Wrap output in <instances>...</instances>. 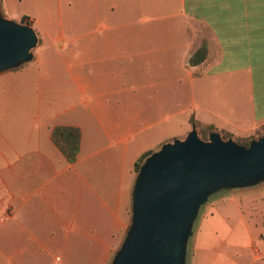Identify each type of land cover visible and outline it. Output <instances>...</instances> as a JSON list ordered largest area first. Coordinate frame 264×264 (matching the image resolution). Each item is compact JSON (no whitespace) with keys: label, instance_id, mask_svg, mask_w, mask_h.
Wrapping results in <instances>:
<instances>
[{"label":"crops","instance_id":"crops-1","mask_svg":"<svg viewBox=\"0 0 264 264\" xmlns=\"http://www.w3.org/2000/svg\"><path fill=\"white\" fill-rule=\"evenodd\" d=\"M74 2L71 26L62 0H0L4 16L25 15L38 40L30 60L0 72V264L10 249L34 252L18 239H62L46 253L74 239L86 243L75 252L94 253L119 237L134 160L182 137L190 115L231 138L264 132V0ZM57 124L79 129L72 161L50 138ZM245 188L209 201L202 222L216 205L231 212L217 230L208 221L201 264H240L227 242L243 222L235 199ZM201 232L190 234L189 264ZM256 239L243 264H264Z\"/></svg>","mask_w":264,"mask_h":264},{"label":"water","instance_id":"water-1","mask_svg":"<svg viewBox=\"0 0 264 264\" xmlns=\"http://www.w3.org/2000/svg\"><path fill=\"white\" fill-rule=\"evenodd\" d=\"M36 33L0 8V71L29 60ZM264 179V132L241 144L193 125L147 153L130 190V215L109 264H186L187 240L200 205L212 194Z\"/></svg>","mask_w":264,"mask_h":264},{"label":"rangeland","instance_id":"rangeland-1","mask_svg":"<svg viewBox=\"0 0 264 264\" xmlns=\"http://www.w3.org/2000/svg\"><path fill=\"white\" fill-rule=\"evenodd\" d=\"M74 1L75 0H62V6L64 7V17H65L64 21L67 24H71V26H73L75 23V2ZM22 6L27 7V4H24V5L22 4ZM24 19L27 20L26 18ZM15 20L20 23H28V21H24L23 19L21 20L20 17L16 18ZM37 42L38 40L36 36L35 45L29 49V51L31 52L30 59L32 58L33 49L36 46ZM27 61L28 60L23 61L17 64L16 66L9 67L8 69L2 70L0 72L16 69ZM195 129H196V134L199 137L203 139H208V132L211 129L209 130V129L204 128L203 129L204 136L201 135L202 131L198 130V128L196 127ZM220 136L222 138L227 137L223 133H220ZM171 139L172 138H170L169 140ZM233 139L237 141L238 143H241L244 145L248 143V141L246 143H242V142H239L236 138H233ZM159 145L160 144H158L154 149H157ZM154 149H150V151ZM144 156L141 159H139L138 166L143 160ZM136 171L137 169H135V167L132 164L131 185H132ZM244 187H247L245 189H252V190L245 197H240V199L237 197L235 199V200L240 201L239 206L241 207L243 222L237 223L236 226L233 227V236L230 237L227 242L228 246L233 244V247L237 249L236 252H238V255L236 256V259H237L236 261L240 262V264L248 263L249 261H251L250 254H249V248H254L253 246L255 247L257 246V243H258L257 242L258 240L256 239L257 234H259V238H261V240L264 242V207H263L262 197H260V194L264 193V179L257 182L256 184H253L251 186H244ZM239 188H242V187H239ZM230 189H233V188H230ZM230 189L220 190L210 195L207 198V200L204 201L200 205L197 211L196 218L193 222L192 230L196 232L200 227V232L202 231L201 232L202 235L199 237L198 246L200 247V249L198 250L196 264H201L202 255L205 252L204 250L208 246L207 239L205 240L203 239V232L207 233V231L209 230L208 227L212 226L210 223H208V221L211 220L217 230L219 229L218 228L219 225H221L220 220L228 216L229 213L231 212V207H229L227 203L216 205L212 209L213 216L211 217L207 216L206 221L202 222L203 217L206 214L208 203L211 199L216 198L218 195H222L223 193L226 195V192L229 191ZM128 215H130V202H129V208H128ZM128 223H129V216L126 222V226ZM124 230L120 233L119 237H116L115 239H108L107 241L109 242L104 241L106 242V246L100 247L99 251L94 252V253L75 252L76 250H82V249L84 250L85 249L84 246L86 245V243L81 241L82 242L81 243L82 247H81L79 245V241L75 242L74 239H66V247H63L60 249H64V250L66 249L67 251H64L61 253H46V252H43V249H45V247H52L53 245H57V243L62 239H50V238L18 239L19 244H22V243L26 244L27 242L30 243L29 249H33L34 252L27 253L26 251H17V249L13 248V249H10V252H11L9 253L10 255L8 253L3 254V260H4V263L6 264H109L114 251L118 247L123 237ZM219 239L220 238L216 240L214 239L212 240L213 246L219 245L218 243ZM193 243H194V233L189 237V240H188L187 264L190 263ZM223 246L224 248H226L225 244L220 245V247H223Z\"/></svg>","mask_w":264,"mask_h":264},{"label":"trees","instance_id":"trees-1","mask_svg":"<svg viewBox=\"0 0 264 264\" xmlns=\"http://www.w3.org/2000/svg\"><path fill=\"white\" fill-rule=\"evenodd\" d=\"M21 20H25V15H22ZM188 123L189 125H193L194 127L198 128V130L202 131L201 135L204 136L203 129H213V126L210 124H202L198 122L196 119L193 118L192 115L188 117ZM260 132V131H258ZM257 132V134H258ZM224 135L228 136L230 133L223 131L221 132ZM254 135L250 136H243V137H235L239 142L246 143L249 138L253 137ZM79 137L80 132L77 126L75 125H65V124H57L54 125L51 128L50 131V138L52 142L58 147V149L62 152V154L65 156L66 160L72 161L75 157L76 151L78 149L79 144ZM150 150H146L143 153H141L133 162V166L135 169H137L138 161L141 159L144 155L149 153Z\"/></svg>","mask_w":264,"mask_h":264}]
</instances>
